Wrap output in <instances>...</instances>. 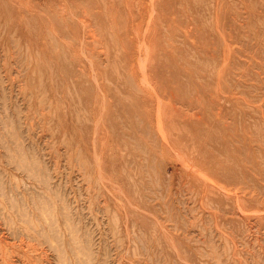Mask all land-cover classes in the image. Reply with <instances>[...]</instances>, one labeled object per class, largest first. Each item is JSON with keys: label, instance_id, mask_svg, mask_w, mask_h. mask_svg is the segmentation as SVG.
I'll list each match as a JSON object with an SVG mask.
<instances>
[{"label": "rangeland", "instance_id": "374dc122", "mask_svg": "<svg viewBox=\"0 0 264 264\" xmlns=\"http://www.w3.org/2000/svg\"><path fill=\"white\" fill-rule=\"evenodd\" d=\"M0 264H264V0H0Z\"/></svg>", "mask_w": 264, "mask_h": 264}]
</instances>
